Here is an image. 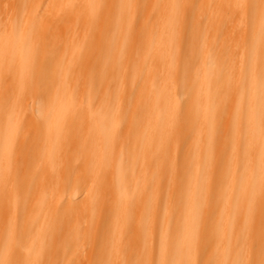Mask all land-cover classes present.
Segmentation results:
<instances>
[{
  "label": "bare ground",
  "instance_id": "bare-ground-1",
  "mask_svg": "<svg viewBox=\"0 0 264 264\" xmlns=\"http://www.w3.org/2000/svg\"><path fill=\"white\" fill-rule=\"evenodd\" d=\"M0 264H264V0H0Z\"/></svg>",
  "mask_w": 264,
  "mask_h": 264
},
{
  "label": "rangeland",
  "instance_id": "rangeland-1",
  "mask_svg": "<svg viewBox=\"0 0 264 264\" xmlns=\"http://www.w3.org/2000/svg\"><path fill=\"white\" fill-rule=\"evenodd\" d=\"M188 98H189L188 96H185V97H183V98H182V101H184V102H185V101H187V100H188ZM128 102H129V101H128ZM128 102H127V103H128ZM133 162H134V160H133V159H132L131 161H129V163H130V164H132Z\"/></svg>",
  "mask_w": 264,
  "mask_h": 264
}]
</instances>
